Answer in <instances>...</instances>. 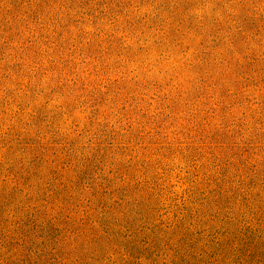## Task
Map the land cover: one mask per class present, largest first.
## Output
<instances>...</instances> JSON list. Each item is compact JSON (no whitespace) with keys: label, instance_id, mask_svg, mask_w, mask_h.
<instances>
[{"label":"rangeland","instance_id":"374dc122","mask_svg":"<svg viewBox=\"0 0 264 264\" xmlns=\"http://www.w3.org/2000/svg\"><path fill=\"white\" fill-rule=\"evenodd\" d=\"M0 264H264V0H0Z\"/></svg>","mask_w":264,"mask_h":264}]
</instances>
